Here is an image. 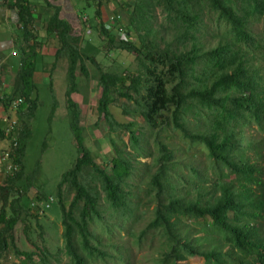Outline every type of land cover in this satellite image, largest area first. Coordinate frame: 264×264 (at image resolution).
<instances>
[{"label":"trees","instance_id":"obj_1","mask_svg":"<svg viewBox=\"0 0 264 264\" xmlns=\"http://www.w3.org/2000/svg\"><path fill=\"white\" fill-rule=\"evenodd\" d=\"M82 1L81 12L93 8L98 23L90 16V24L106 37L107 51L124 50L137 63L126 77L100 70L97 79L98 120L113 131L124 128L129 149L113 142L115 154L99 163L83 142L71 94L79 90L76 70L87 78L85 62L95 61L60 17L61 6L6 0L20 28L19 64L4 105L18 98L20 103L14 115L18 146L11 153L17 171L0 196V264L14 247L22 213L36 218L31 205L47 209L42 192L36 202L22 200L19 180L31 136L28 122L39 106L37 75H45L51 88L60 58L68 61L65 96L77 158L57 184L64 245L53 259L63 253L66 264H133L131 248L155 240L154 264H184L188 257L203 264H264V138L249 132L255 126L264 131V28L254 29L264 19V0H133L117 23L110 16L102 20V0ZM42 15L43 44L56 40L53 54L38 50L34 27ZM44 56L54 58L50 69ZM117 97L131 102L130 109L123 105L125 113L141 121L119 123L110 110ZM196 144L205 150L203 160L190 151ZM33 245L14 252L29 263L47 264V253Z\"/></svg>","mask_w":264,"mask_h":264},{"label":"rangeland","instance_id":"obj_2","mask_svg":"<svg viewBox=\"0 0 264 264\" xmlns=\"http://www.w3.org/2000/svg\"><path fill=\"white\" fill-rule=\"evenodd\" d=\"M37 1L36 4L38 6H45L43 0ZM50 2L61 6L65 19L69 21L72 27L73 34L81 38L80 49L95 61L94 63L85 62L88 70L87 78L82 76L78 69L76 70L79 90L72 93L71 98L79 109V125L82 128L84 144L91 151L96 162L106 163L108 158L115 154V144L113 142H118L117 145L120 149H129L124 146L125 143H128V133L124 128L116 131L110 130L103 120H98L96 101L99 97L97 89L99 71L118 73L126 77L127 73L135 72L137 63L134 56L124 50L107 51L106 37L100 35L98 29L90 24L93 8H87L90 14L81 12L82 0H51ZM89 2L92 3L91 0ZM131 4H133V0H118L116 2L113 0H102L100 7L102 20L109 16H117L122 7L128 9ZM127 11L129 12V10ZM122 17L121 15L120 20L124 24L125 18L121 19ZM39 20L36 23L41 25L43 29L41 31L44 35L45 16L42 15ZM94 23L97 24L98 19L93 17ZM3 28L0 27V30H3ZM6 28L13 31L9 25ZM263 28L264 19L254 25L255 30H262ZM14 30L19 35V32L16 29ZM115 34L118 37L122 35L118 32H115ZM46 41L41 48L39 47V50L45 52V54H53L57 46L56 40L49 38ZM42 59L47 64L46 68L50 69L54 58L52 56H44ZM67 66L68 61L65 58H60L55 62L52 71L51 88L45 75H37L39 106L28 122L31 136L26 140L23 159L24 170L22 180H19V183L23 186V191L26 192L23 193L25 197L22 200L26 198L30 202H36L35 196L40 195L39 192H42V194L46 195L45 199L51 198L54 201L49 204V208L45 207L47 209H44L42 205L38 208L31 205L30 213H37L36 218L24 217L22 213L23 219L17 224L13 232L12 244L14 247L11 250L9 248L8 257L3 256L5 264H32V262H27L23 256H17L14 248L20 251H31L35 249L33 244L40 249H44L47 253L49 260L47 264H66V261H68V258L63 253L59 254V260H54L52 257L64 245L61 237V211L55 200L57 184L62 174L73 167L77 158L76 143L70 128L69 109L65 96L66 89L69 86L66 78ZM54 100L56 102L55 105H53ZM127 103L125 98L117 97L110 105V110L115 119L119 123L130 120L141 121L136 114L132 112L125 113L123 105ZM128 104L130 109L132 103ZM53 109L55 111L52 114ZM13 117L15 118V116ZM249 132L253 133L254 137L264 138V131H258L256 126ZM194 146L190 151L196 150L195 160H203L204 148L200 144ZM140 160L146 161V159ZM67 198L70 199L71 195H68ZM140 224L143 226V223ZM155 245L156 242L154 240L151 245L147 242L141 248L132 247V263L154 264L152 257L155 255ZM38 258L39 255L34 256L36 263H38ZM184 264H203V260L200 257H188Z\"/></svg>","mask_w":264,"mask_h":264},{"label":"crops","instance_id":"obj_3","mask_svg":"<svg viewBox=\"0 0 264 264\" xmlns=\"http://www.w3.org/2000/svg\"><path fill=\"white\" fill-rule=\"evenodd\" d=\"M60 17L65 18L62 8L60 11ZM18 21L19 18L16 10L9 8L5 1L3 2L0 0V27H4L3 30H0V196L1 188L5 186L9 175L13 173L7 170V166L9 165L8 160H2L3 152L11 146L10 138L4 134L5 123L3 122V118L5 116H14L16 112V108H11V103L8 107H5L4 102L12 94L13 80L15 76L14 68L16 67L15 65L19 64V55L16 53L18 35L14 30L16 29L17 32H19L18 29L20 27ZM8 25L12 27L13 31L6 28ZM41 30L43 31L41 25L35 22L34 33L36 34V42H38V50L43 45V38L45 37V34L43 35ZM1 204L2 202L0 200V206Z\"/></svg>","mask_w":264,"mask_h":264},{"label":"built area","instance_id":"obj_4","mask_svg":"<svg viewBox=\"0 0 264 264\" xmlns=\"http://www.w3.org/2000/svg\"><path fill=\"white\" fill-rule=\"evenodd\" d=\"M1 1L4 2L6 0H1ZM109 19L112 23H117V16H110ZM115 27L118 29V33L121 35L122 32L120 31V28H118V26H115ZM122 36L123 35H121L120 37H122ZM19 103H20L19 98L13 100V102L11 103V108H16ZM3 122L5 123L4 134L8 138H10L11 146L3 152L2 160L3 161L8 160L9 165L7 166V170L14 172V171H17V166L15 164H13V162L11 161V153L18 146L16 136H17V130H18L19 123H18L17 119L14 118L13 116H5L3 118ZM48 202H52V199L48 198ZM48 202L45 203V207L49 206Z\"/></svg>","mask_w":264,"mask_h":264}]
</instances>
